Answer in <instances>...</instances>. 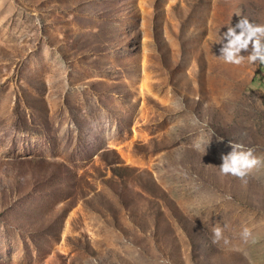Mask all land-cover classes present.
<instances>
[{"label": "rangeland", "instance_id": "rangeland-1", "mask_svg": "<svg viewBox=\"0 0 264 264\" xmlns=\"http://www.w3.org/2000/svg\"><path fill=\"white\" fill-rule=\"evenodd\" d=\"M240 17L264 0H0V264H264V166L218 169L264 156V64L217 58Z\"/></svg>", "mask_w": 264, "mask_h": 264}, {"label": "clouds", "instance_id": "clouds-1", "mask_svg": "<svg viewBox=\"0 0 264 264\" xmlns=\"http://www.w3.org/2000/svg\"><path fill=\"white\" fill-rule=\"evenodd\" d=\"M222 47L217 57L226 64L240 66L245 62L249 64H264V23H256L248 17H240L239 22L235 26H229L227 31L221 36ZM248 52L247 56L242 55ZM178 108H182V103L178 100ZM190 123L193 127L204 126L202 122L192 115ZM183 120L177 121V125L183 126ZM176 125H174L175 127ZM208 143L203 135L198 136L193 141V148L197 152L205 151L204 145ZM231 151L227 154H221L222 163L218 167L222 175L239 178L245 181L254 169L264 166V156H257L255 149L246 147L243 143L229 141ZM212 242L218 243L227 239L224 236L225 227L220 223H216L212 228ZM244 241L252 238V231L244 228L241 233Z\"/></svg>", "mask_w": 264, "mask_h": 264}]
</instances>
